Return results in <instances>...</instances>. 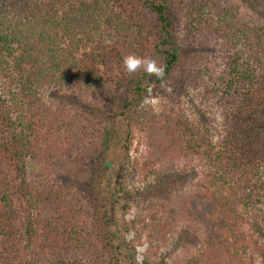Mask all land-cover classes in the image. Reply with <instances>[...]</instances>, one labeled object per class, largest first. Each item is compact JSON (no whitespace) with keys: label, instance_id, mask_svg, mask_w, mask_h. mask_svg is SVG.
<instances>
[{"label":"trees","instance_id":"16d2710c","mask_svg":"<svg viewBox=\"0 0 264 264\" xmlns=\"http://www.w3.org/2000/svg\"><path fill=\"white\" fill-rule=\"evenodd\" d=\"M150 88L199 116L144 106ZM169 167L186 177L164 198L111 216L110 185L117 204ZM181 224L199 246H172ZM137 245L141 264H264V1L0 0V264H138Z\"/></svg>","mask_w":264,"mask_h":264},{"label":"rangeland","instance_id":"374dc122","mask_svg":"<svg viewBox=\"0 0 264 264\" xmlns=\"http://www.w3.org/2000/svg\"><path fill=\"white\" fill-rule=\"evenodd\" d=\"M264 1V0H263ZM91 48L87 47L85 51L91 52L92 50H90ZM53 94V89L47 88L45 90V96L48 99V101H51V104L53 105H58L60 106L61 104H64L62 102V100L64 98H60V99H56L55 97H52ZM192 96H183L182 100L177 102L175 100V93H171V94H165V95H161V94H155L153 93V90L150 88L149 89V93L147 98L145 99L143 105L145 106H152L155 110L160 111L163 110L165 108H169V107H177L178 109L182 108L183 110H185L186 114H188L190 117L192 118H196L199 116V108L197 106L196 100H194V98ZM212 116V114H211ZM111 127L113 128L114 132L122 137L123 135H125L126 133V119L120 115H115L114 118H112L111 121ZM211 131H212V136L214 138H216V131L213 128V126L211 127ZM117 152L114 154H112L111 158L114 161V164H117L120 162L119 157H117ZM168 167V166H167ZM168 174L165 176V182L162 184V186H157V187H150L149 189H146L144 191L143 194H136L135 190H133V195L130 197V195H127V198L124 200H121L119 203H114L115 201V193L113 192V186L110 185L109 190L110 193L107 194L110 195V198L108 199L110 201L111 207H110V214L111 216L115 219H119V220H123V219H129L135 212H137L140 208L145 207V205L154 202V201H158V199H162L164 198V195L167 194L168 188L170 185H173L174 180L175 179H179V180H183L180 179V176L186 177L185 172H183L180 168H177L175 171L171 170V167H169ZM54 175V174H53ZM112 175H113V171L112 170H107L105 171V173L102 175L103 177V181L105 183L108 182V180L112 179ZM155 181V180H154ZM153 182L150 181L149 183L151 184ZM143 184L145 183L144 181L139 182V184ZM138 184V185H139ZM147 185V182H146ZM135 193V194H134ZM162 197V198H161ZM127 203V204H131L132 208L131 211L127 214L124 213L123 210V205ZM199 230H194L192 228L188 229L187 226H185L184 224H181L178 229L176 230V233H174V240L172 239V246H174V242H184L187 243L188 245L192 244L194 247H197L200 245V240H201V236L200 233L198 232ZM135 233L133 231L128 232L125 234V239L126 241H130L134 238ZM139 249V251H138ZM146 245H137L136 246V263H138L137 261V257H141V263H143V258H144V254L146 252ZM174 256V252L171 251H163V257L158 259L159 264H163L164 262L168 263L171 260V257Z\"/></svg>","mask_w":264,"mask_h":264},{"label":"clouds","instance_id":"9594fccd","mask_svg":"<svg viewBox=\"0 0 264 264\" xmlns=\"http://www.w3.org/2000/svg\"><path fill=\"white\" fill-rule=\"evenodd\" d=\"M122 64L124 70L128 74L137 73L138 71H143L148 76L156 77L157 79H162L165 73V68L161 64L151 57H141L135 54H128L123 57ZM171 91V89H168ZM139 251V249H138ZM141 257H137L138 264H141Z\"/></svg>","mask_w":264,"mask_h":264}]
</instances>
